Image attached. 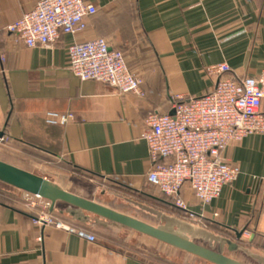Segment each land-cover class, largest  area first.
Returning a JSON list of instances; mask_svg holds the SVG:
<instances>
[{"label": "crops", "instance_id": "obj_1", "mask_svg": "<svg viewBox=\"0 0 264 264\" xmlns=\"http://www.w3.org/2000/svg\"><path fill=\"white\" fill-rule=\"evenodd\" d=\"M38 1L0 0V131L9 137L0 160L47 179L41 171L56 166L119 177L141 192V202L105 192L100 204L126 215L129 207L164 214L167 199L146 180L151 160L143 139L145 120L152 112L173 114L174 96L210 93L216 82L206 73L211 66L227 63V76L239 80L261 74L264 0H85L97 8L85 31L28 48L6 28ZM97 38L124 53L146 98L121 96L71 73L68 47ZM50 111L71 118L50 125ZM223 157L240 167L236 183L204 207L188 185L181 195L210 225L209 232L232 237L248 231L243 244L264 249V137L234 143ZM32 217L19 197L0 199V264H166L118 248L108 231L91 230L98 237L91 243L36 225Z\"/></svg>", "mask_w": 264, "mask_h": 264}, {"label": "built area", "instance_id": "obj_2", "mask_svg": "<svg viewBox=\"0 0 264 264\" xmlns=\"http://www.w3.org/2000/svg\"><path fill=\"white\" fill-rule=\"evenodd\" d=\"M97 8L85 0H39L35 7L6 28L28 48L47 47L62 35H76L87 28V18ZM69 70L80 81H95L114 89L119 95L146 98L142 79L128 69L124 53L112 50L103 38L76 42L68 47ZM216 79L214 89L200 97L174 96V113L152 112L145 120L143 139L148 145L151 169L147 183L167 199L162 211L184 223L210 231V225L191 209L182 197L188 185L201 206L221 196L225 186L239 179V166L227 162L223 154L234 144L251 136L264 137V70L256 78L236 79L227 63L206 69ZM71 116L50 111L46 122L64 125ZM9 142L0 131V147ZM91 176L114 184L111 192L125 200L141 202V192L119 177ZM99 189V188H98ZM21 201L41 227H54L95 243L91 230L51 213V203L39 196L22 193ZM214 217H218L217 214ZM245 231L240 239L243 242Z\"/></svg>", "mask_w": 264, "mask_h": 264}, {"label": "water", "instance_id": "obj_3", "mask_svg": "<svg viewBox=\"0 0 264 264\" xmlns=\"http://www.w3.org/2000/svg\"><path fill=\"white\" fill-rule=\"evenodd\" d=\"M0 183L22 193L39 196L50 202L51 213L55 211L58 203H64L70 207V216L79 222H86L89 220V216H93L144 235L209 264H246L227 255L228 253H238L240 251L253 256L259 264H264V258L248 253L239 243L233 242L227 237L217 236L214 233L194 227L174 217L149 210V213L159 217L163 223L159 227L152 226L95 201L68 192L47 178L23 170L2 160H0ZM243 233H238L236 235L237 238L240 239ZM195 238L217 245V249L213 250L202 246L193 241Z\"/></svg>", "mask_w": 264, "mask_h": 264}, {"label": "rangeland", "instance_id": "obj_4", "mask_svg": "<svg viewBox=\"0 0 264 264\" xmlns=\"http://www.w3.org/2000/svg\"><path fill=\"white\" fill-rule=\"evenodd\" d=\"M0 150L6 152L5 145L1 146ZM41 172L39 173L46 174V176L50 178L49 180L57 181L68 192L95 201L97 203L99 202V204L100 202H103L101 193L111 192V189H113L114 186V184L110 181H104L102 179H93L94 181H91L92 179L90 175L80 173L75 170H61L57 166L51 167V170L49 171L43 170ZM1 191L14 193L20 199L23 196L22 192L17 191L2 183H0V192ZM0 196L4 197L1 194ZM57 209L63 212L65 218L70 217V207L68 205L64 203H58ZM125 212H127L129 216L146 222L152 226L159 227L163 225L159 217L147 211L140 210L135 207H129V209L125 210ZM164 214L170 216L168 213ZM85 223L86 224L84 225H86L87 228L96 233H105L106 231H108L112 238L118 240L120 244H123L125 246L126 250L136 252L138 254L147 255L148 258H156L157 260L162 261L166 264H209L194 256L152 240L144 235L127 230L116 224L105 222L93 216H89V220ZM227 238L234 242L236 236H227ZM193 241L207 248H211L213 250L217 249V245L209 244L202 239L195 238L193 239ZM235 242L239 243L237 241ZM243 243L244 242H240L239 244L245 250H247L248 253L264 258V249H262L263 245H249L248 243ZM227 255H229L230 257L233 256L236 260H240L246 264H259L258 261L253 258V256H249V254L243 251H240L236 254Z\"/></svg>", "mask_w": 264, "mask_h": 264}, {"label": "trees", "instance_id": "obj_5", "mask_svg": "<svg viewBox=\"0 0 264 264\" xmlns=\"http://www.w3.org/2000/svg\"><path fill=\"white\" fill-rule=\"evenodd\" d=\"M0 194L2 195V196H4V197H1L0 196V199H7V198H12V199H16L17 198V196L14 194V193H11V192H7V191H1L0 192ZM163 197H164V199H166V197L164 196V195H162ZM55 214H57V215H59V216H63L64 217V214H63V212L62 211H59L58 209H55ZM61 216V217H62ZM64 219H67L69 222H71V223H74V224H77V225H79V226H81V227H85V228H87L86 227V225H84V224H86L85 222L83 223V222H79V221H77L76 219H74V218H72L71 216L69 217V218H65L64 217ZM102 220V219H101ZM88 221V220H87ZM103 221H105V220H103ZM105 222H108V221H105ZM87 229H89V228H87ZM89 230H91V229H89ZM96 234V233H95ZM109 241L113 244V245H115V246H117L118 248H121L122 250H126L125 249V246L123 245V244H120V242L118 241V240H115L114 238H112V237H110L109 238ZM126 252H130V253H133V254H136V252H131V251H128V250H126ZM148 258V257H147ZM149 259H152L153 261H155V262H162V261H159V260H157L156 258H152V257H150Z\"/></svg>", "mask_w": 264, "mask_h": 264}]
</instances>
